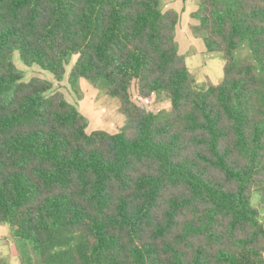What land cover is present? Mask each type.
Segmentation results:
<instances>
[{"label": "trees", "instance_id": "16d2710c", "mask_svg": "<svg viewBox=\"0 0 264 264\" xmlns=\"http://www.w3.org/2000/svg\"><path fill=\"white\" fill-rule=\"evenodd\" d=\"M191 18L223 60L198 91L161 0H0V225L20 264H264V0H198ZM14 52L57 82L76 55L70 85L103 81L128 128L88 133ZM160 92L166 117L135 101Z\"/></svg>", "mask_w": 264, "mask_h": 264}, {"label": "rangeland", "instance_id": "374dc122", "mask_svg": "<svg viewBox=\"0 0 264 264\" xmlns=\"http://www.w3.org/2000/svg\"><path fill=\"white\" fill-rule=\"evenodd\" d=\"M198 0H161V9H175L179 13V23L176 27L175 40L179 46V53L185 57L190 73L194 76L200 90L202 82L209 80L218 83L223 77V60L219 53L206 51L203 41L193 36L191 26L195 21L191 18L192 12L197 8ZM77 56L71 57L66 65V72L61 82H57L49 71H44L37 65L27 66L19 57L18 52L13 53V61L19 69L22 80L27 82L32 77L45 79L52 83V90L60 91L65 99L73 104L88 120L87 132L104 130L116 133L128 128V118L121 111L117 98L107 94L106 85L101 81L97 86L91 85L85 79L78 80L77 87L69 83V75ZM250 58V51L246 45L240 46L234 53V60L240 64L244 59ZM135 101L154 113H160L159 117H166L170 113V103L165 92L153 94L143 101L135 98ZM252 202L259 206V194L254 193ZM261 219H264V209L260 208ZM0 259L6 264H20L18 250L13 239L9 235L8 227L0 225Z\"/></svg>", "mask_w": 264, "mask_h": 264}]
</instances>
